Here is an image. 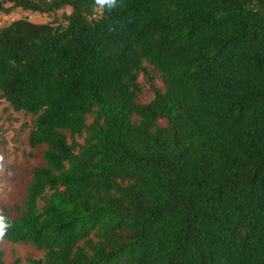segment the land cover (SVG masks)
<instances>
[{"label": "trees", "instance_id": "trees-1", "mask_svg": "<svg viewBox=\"0 0 264 264\" xmlns=\"http://www.w3.org/2000/svg\"><path fill=\"white\" fill-rule=\"evenodd\" d=\"M93 4L0 0L69 8L0 27V98L44 147L3 240L27 264H264V0Z\"/></svg>", "mask_w": 264, "mask_h": 264}, {"label": "rangeland", "instance_id": "rangeland-1", "mask_svg": "<svg viewBox=\"0 0 264 264\" xmlns=\"http://www.w3.org/2000/svg\"><path fill=\"white\" fill-rule=\"evenodd\" d=\"M10 4L4 3V7ZM62 11L69 12V8L50 14H39L20 8H12L9 13L0 11V27L17 18H25L34 23H44L60 18ZM144 73H140L136 82L139 92L137 103H145L152 97L151 88L162 89L159 74L148 65L143 64ZM34 116L21 111H13L7 102L0 98V156L3 157V171H0V209L5 207L14 216L12 206L19 204L24 196V190L30 180L33 167L42 163L43 146L31 148L27 144V136L32 128ZM92 117H87L90 123ZM133 120H136L133 117ZM163 125L164 121L159 120ZM81 142V139H79ZM0 251L4 264H9L14 257L19 258V264H27L25 257L39 258L41 253L28 245L0 241Z\"/></svg>", "mask_w": 264, "mask_h": 264}, {"label": "clouds", "instance_id": "clouds-1", "mask_svg": "<svg viewBox=\"0 0 264 264\" xmlns=\"http://www.w3.org/2000/svg\"><path fill=\"white\" fill-rule=\"evenodd\" d=\"M94 9L98 16H103L104 12L112 11L117 7H122V0H94ZM113 31L115 29H112ZM3 157L0 156V171H3ZM12 227L10 219L0 210V241L8 234V230Z\"/></svg>", "mask_w": 264, "mask_h": 264}]
</instances>
